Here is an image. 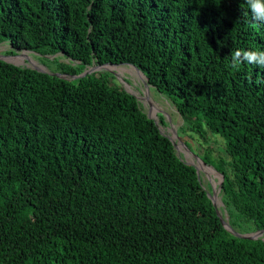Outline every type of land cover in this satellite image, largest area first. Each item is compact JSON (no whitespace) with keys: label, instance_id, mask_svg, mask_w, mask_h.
Listing matches in <instances>:
<instances>
[{"label":"trees","instance_id":"obj_1","mask_svg":"<svg viewBox=\"0 0 264 264\" xmlns=\"http://www.w3.org/2000/svg\"><path fill=\"white\" fill-rule=\"evenodd\" d=\"M4 41L66 76L138 67L185 125L225 140L227 158L202 160L224 176L231 226L264 230V67L242 62L264 52V20L247 0H0ZM0 264H264V240L223 226L110 74L0 60Z\"/></svg>","mask_w":264,"mask_h":264},{"label":"rangeland","instance_id":"obj_2","mask_svg":"<svg viewBox=\"0 0 264 264\" xmlns=\"http://www.w3.org/2000/svg\"><path fill=\"white\" fill-rule=\"evenodd\" d=\"M12 52L15 55L17 53L22 54L23 61H19V63L15 58H10V56H13ZM0 56H6L8 57L7 59H11L10 61L26 67L36 65L41 68L46 66L44 69L47 71L49 69L46 63L47 57L36 53L25 52L23 54V51L16 52L9 41L0 43ZM56 57H61V55H57ZM53 58L49 57V59ZM63 60L69 62L68 59ZM98 72L110 74L112 84L119 85L121 88L135 95L143 111L157 122L159 129L164 135L174 141L176 154L185 162L192 163L199 168L204 188L210 194H213V190H216V192L220 191L222 179L219 172L215 168L211 169V173L203 171V167L199 162L205 155L215 160L221 157L227 158L225 140L210 132L207 133L206 138H201L199 133L194 131L190 126L185 125L173 101L159 93L154 87L147 85V79L134 67L130 65H108ZM208 167L211 168L210 165ZM218 196L221 199L220 192ZM220 213L224 215V209H221Z\"/></svg>","mask_w":264,"mask_h":264},{"label":"water","instance_id":"obj_3","mask_svg":"<svg viewBox=\"0 0 264 264\" xmlns=\"http://www.w3.org/2000/svg\"><path fill=\"white\" fill-rule=\"evenodd\" d=\"M18 51H23V54L25 53V52H28V53H34V52H31V51H27V50H20V49H16V52H18ZM22 54H19V53H17L16 55L14 54L13 56H10V58H17V57H19V56H21ZM8 57H4V56H0V60H3V61H6V62H8V63H11V64H14V65H16V66H20V67H24V65H20V64H18V63H16V62H13V61H10L11 59H7ZM26 59H29V58H26ZM106 66H108V65H103V66H98V65H96V66H92V67H90V68H88V69H86L81 75H78V76H66V75H63V74H60V73H54V72H52L50 69H48V71L47 70H45L44 68L46 67H44V68H41V67H37L36 65H34L33 67H30V66H27V68H31V69H34V70H36V71H38V72H44V73H49V74H51V75H53V76H57V77H59V78H65V79H67V80H74V79H77V78H82V77H85V76H87V75H90V74H93V73H95V72H98V71H100L102 68H104V67H106ZM112 66H117V65H112ZM130 66H132V67H134L139 73H141L146 79H147V85H150L149 84V80H148V78L143 74V72L138 68V67H136V66H134V65H130ZM26 67V66H25ZM151 86V85H150ZM128 93H130L129 91H127ZM131 95H133L132 93H130ZM135 96V95H134ZM136 97V96H135ZM137 98V97H136ZM137 100H138V98H137ZM148 117L150 118V119H153L152 117H150L149 115H148ZM154 120V119H153ZM155 123L157 124V122L155 121ZM158 125V124H157ZM161 131V130H160ZM162 133V132H161ZM169 139L171 140V142L173 143V145H174V148H175V143H174V141L169 137ZM179 157V156H178ZM201 161L202 162H204L202 159H201ZM188 165H190V166H193L196 170H197V173H198V175H199V177H200V173H199V168L196 166V165H194V164H192V163H189V162H186ZM204 164L206 165V166H208V164H206L205 162H204ZM211 168H214L213 166H211ZM220 174V176H221V179H222V181H221V188H220V191H221V189H222V184H223V182H224V176L221 174V173H219ZM219 191V192H220ZM219 192H216V190H213V194H210L209 192H208V196H209V198L212 200V202H213V205L215 206V208L217 209V213H218V216L220 217V220H221V222H222V224H223V226L230 232V233H232L234 236H236V237H238V238H243V239H249V240H258V239H263L264 240V230H260V231H257V232H253V233H249V234H240L239 232H237L232 226H231V224H230V222H229V220H230V217H229V215L227 214V212H226V209H225V206H224V203L222 202V200L220 199V197L218 196V193ZM221 207H223L224 208V210H225V214H226V216H225V218H224V216L220 213V208Z\"/></svg>","mask_w":264,"mask_h":264},{"label":"clouds","instance_id":"obj_4","mask_svg":"<svg viewBox=\"0 0 264 264\" xmlns=\"http://www.w3.org/2000/svg\"><path fill=\"white\" fill-rule=\"evenodd\" d=\"M248 6L253 14L254 19L264 20V0H247ZM241 52L237 51L234 55L240 56ZM243 63L255 64L264 67V52L246 51L243 53Z\"/></svg>","mask_w":264,"mask_h":264},{"label":"bare ground","instance_id":"obj_5","mask_svg":"<svg viewBox=\"0 0 264 264\" xmlns=\"http://www.w3.org/2000/svg\"><path fill=\"white\" fill-rule=\"evenodd\" d=\"M19 63H20V62H19ZM199 164L203 167V171H207V172H209V173L212 172V170H211L212 168L206 166L202 161H200Z\"/></svg>","mask_w":264,"mask_h":264}]
</instances>
